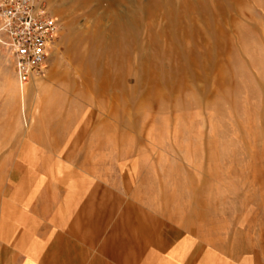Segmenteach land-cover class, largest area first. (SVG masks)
<instances>
[{
  "label": "rangeland",
  "instance_id": "obj_1",
  "mask_svg": "<svg viewBox=\"0 0 264 264\" xmlns=\"http://www.w3.org/2000/svg\"><path fill=\"white\" fill-rule=\"evenodd\" d=\"M45 1L46 76L22 91L0 54V264L83 206L264 264V0Z\"/></svg>",
  "mask_w": 264,
  "mask_h": 264
},
{
  "label": "crops",
  "instance_id": "obj_2",
  "mask_svg": "<svg viewBox=\"0 0 264 264\" xmlns=\"http://www.w3.org/2000/svg\"><path fill=\"white\" fill-rule=\"evenodd\" d=\"M55 209L61 212L48 223L21 229L12 240V264H250L225 240L150 223L135 209L127 225L106 223L99 207Z\"/></svg>",
  "mask_w": 264,
  "mask_h": 264
},
{
  "label": "built area",
  "instance_id": "obj_3",
  "mask_svg": "<svg viewBox=\"0 0 264 264\" xmlns=\"http://www.w3.org/2000/svg\"><path fill=\"white\" fill-rule=\"evenodd\" d=\"M60 35L45 0H0V54L22 91L46 76Z\"/></svg>",
  "mask_w": 264,
  "mask_h": 264
},
{
  "label": "bare ground",
  "instance_id": "obj_4",
  "mask_svg": "<svg viewBox=\"0 0 264 264\" xmlns=\"http://www.w3.org/2000/svg\"><path fill=\"white\" fill-rule=\"evenodd\" d=\"M56 12H59V11H56Z\"/></svg>",
  "mask_w": 264,
  "mask_h": 264
}]
</instances>
